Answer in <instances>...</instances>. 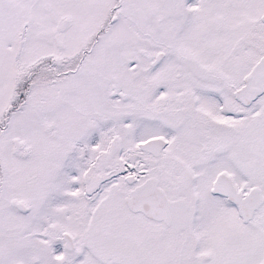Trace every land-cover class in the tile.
<instances>
[{
  "label": "snow or ice",
  "instance_id": "1",
  "mask_svg": "<svg viewBox=\"0 0 264 264\" xmlns=\"http://www.w3.org/2000/svg\"><path fill=\"white\" fill-rule=\"evenodd\" d=\"M0 264H264V0H0Z\"/></svg>",
  "mask_w": 264,
  "mask_h": 264
}]
</instances>
